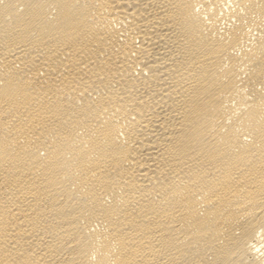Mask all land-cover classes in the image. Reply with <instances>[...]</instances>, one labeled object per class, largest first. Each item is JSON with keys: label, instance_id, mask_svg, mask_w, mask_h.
Returning a JSON list of instances; mask_svg holds the SVG:
<instances>
[{"label": "bare ground", "instance_id": "obj_1", "mask_svg": "<svg viewBox=\"0 0 264 264\" xmlns=\"http://www.w3.org/2000/svg\"><path fill=\"white\" fill-rule=\"evenodd\" d=\"M0 264H264V0H0Z\"/></svg>", "mask_w": 264, "mask_h": 264}]
</instances>
